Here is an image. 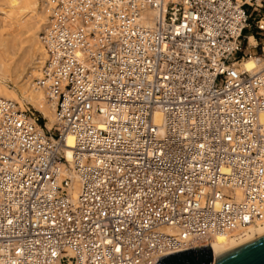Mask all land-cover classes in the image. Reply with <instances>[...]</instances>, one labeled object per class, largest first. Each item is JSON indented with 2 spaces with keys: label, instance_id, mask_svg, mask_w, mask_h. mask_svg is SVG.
<instances>
[{
  "label": "built area",
  "instance_id": "obj_1",
  "mask_svg": "<svg viewBox=\"0 0 264 264\" xmlns=\"http://www.w3.org/2000/svg\"><path fill=\"white\" fill-rule=\"evenodd\" d=\"M39 36L56 123L0 98V264H157L264 224V0H51Z\"/></svg>",
  "mask_w": 264,
  "mask_h": 264
},
{
  "label": "bare ground",
  "instance_id": "obj_2",
  "mask_svg": "<svg viewBox=\"0 0 264 264\" xmlns=\"http://www.w3.org/2000/svg\"><path fill=\"white\" fill-rule=\"evenodd\" d=\"M0 1L5 4V10L0 8V14L3 16L0 19L3 21L0 22V98L18 104L22 110L32 108L46 121V127L51 129L56 123L54 107L47 102L44 93L35 84L45 60L39 36L40 26L46 24L51 0ZM13 14L20 18L12 17ZM249 44H254L252 37H249ZM25 56L28 58L27 64L21 65ZM242 69L244 72L254 73L258 69L257 61L253 58L244 60ZM66 145L68 148L73 147L71 137H67ZM66 158H72L70 149L66 150ZM261 234H264V224L252 227L236 238L213 237L206 244L211 250L210 264H216V259Z\"/></svg>",
  "mask_w": 264,
  "mask_h": 264
},
{
  "label": "water",
  "instance_id": "obj_3",
  "mask_svg": "<svg viewBox=\"0 0 264 264\" xmlns=\"http://www.w3.org/2000/svg\"><path fill=\"white\" fill-rule=\"evenodd\" d=\"M208 247L176 253L158 261L157 264H210ZM216 264H264V234L258 235L235 247L216 259Z\"/></svg>",
  "mask_w": 264,
  "mask_h": 264
},
{
  "label": "rangeland",
  "instance_id": "obj_4",
  "mask_svg": "<svg viewBox=\"0 0 264 264\" xmlns=\"http://www.w3.org/2000/svg\"><path fill=\"white\" fill-rule=\"evenodd\" d=\"M0 3H3L2 1H0ZM41 5H42V2H40V8H41V10H42V7H41ZM0 8H2V9H4L5 10V4L3 3L2 5L0 4ZM12 17H16L17 19H19L20 18V16L18 17V15H15V14H13V15H11ZM1 17H3L1 14H0V19H1ZM46 21V20H45ZM0 22H3L2 20H0ZM43 25H44V23H43ZM43 25L41 24V26H40V32L42 31V28H43ZM25 49V48H24ZM21 52H22V50H21ZM21 52L19 53V55L21 54ZM27 61H28V58L25 56L24 57V59H23V61H22V64L21 65H26L27 64ZM26 109H30L31 111H34L32 108H26ZM26 109H24V110H26ZM36 114H38L37 112H36ZM41 119H42V116H41ZM45 123H46V121H45ZM48 124V123H47Z\"/></svg>",
  "mask_w": 264,
  "mask_h": 264
}]
</instances>
